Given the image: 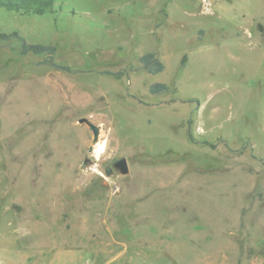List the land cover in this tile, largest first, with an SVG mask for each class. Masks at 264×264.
<instances>
[{
  "label": "rangeland",
  "instance_id": "374dc122",
  "mask_svg": "<svg viewBox=\"0 0 264 264\" xmlns=\"http://www.w3.org/2000/svg\"><path fill=\"white\" fill-rule=\"evenodd\" d=\"M57 3L0 8V33L21 37L0 39V264H254L237 261L241 237L192 260L191 232L206 226L183 221L191 198L174 208L177 235L158 224L163 196L204 176L239 194L246 175L264 213V0ZM24 42L50 50L23 54ZM149 52L162 72L146 70ZM121 158L129 173L106 175ZM144 182L152 193L129 199ZM253 224L264 237V216Z\"/></svg>",
  "mask_w": 264,
  "mask_h": 264
},
{
  "label": "crops",
  "instance_id": "0c3cea01",
  "mask_svg": "<svg viewBox=\"0 0 264 264\" xmlns=\"http://www.w3.org/2000/svg\"><path fill=\"white\" fill-rule=\"evenodd\" d=\"M144 172L145 176L146 170ZM178 176L180 177V175H177V177ZM241 176L242 175H239L238 179L233 180L238 182L240 185L239 194H234L233 190H230V194H228L225 190H220V185L225 183L223 177L216 178L212 176H204L196 179H185L180 181L182 191L179 192V194L182 195L179 198L177 191V195H172L169 192L166 193L167 195L165 196H163L164 193L159 195V197H165L163 199L164 201H168L172 204V211L168 214V216L166 213L161 215L162 218L159 221L160 223L158 224V229H160L162 233H165L166 231L167 233L177 235L178 233L176 228L178 226V222L176 221L175 223V220L179 218V215L174 211V208H176L177 204L180 203L179 199L182 200L183 198H191V204L194 210L191 211V214L187 217L184 218L182 216L183 221L188 220V222H191L194 229L199 227L203 228V225L206 226V229H202V231L196 229L197 231L192 230L191 232V257L194 262L198 261V258L200 257L198 253L200 251L209 253L211 251V245L221 241H228L230 243L231 239L235 243L237 241L236 239L241 237L242 240L235 243L238 249L237 261L239 260L240 262L244 261L247 263L253 262L254 264L262 263L264 260V256L262 254L264 251V237L258 232L256 226L253 224L258 217L264 216V213L261 211L262 208H260L261 202L259 203L257 201V196L260 194V191H257L255 183L251 180L248 181L246 175H243V178H241ZM169 181L178 182L179 180L175 178ZM142 184L143 188L141 189L143 192L141 193L140 187L136 186V188H138L137 194H133V196L130 195L129 199L134 202H138L148 193L151 194L153 189H155V186L152 189L148 188L150 186L148 182H144ZM165 184L166 182H163L162 188H164ZM196 187H199L200 190H204L205 192L196 194ZM129 188L130 187H128L127 190L128 192ZM136 188L134 187V190ZM249 193L254 194L253 196H249L250 199H248ZM222 205L225 206V210H220ZM206 209L211 211V213H208ZM167 217H170L174 221L169 224L170 221H165ZM149 218L153 217L150 216ZM195 225L200 226L196 227ZM234 231H237L239 234H235ZM145 235L147 241L148 238H150L152 242L154 241L153 238L157 237L151 232H146ZM160 239H162V237H160ZM174 250H176V252L182 251L181 248L177 247H175ZM195 252L197 255H195ZM200 258L204 257L201 256ZM206 258L208 259V256H206Z\"/></svg>",
  "mask_w": 264,
  "mask_h": 264
},
{
  "label": "trees",
  "instance_id": "16d2710c",
  "mask_svg": "<svg viewBox=\"0 0 264 264\" xmlns=\"http://www.w3.org/2000/svg\"><path fill=\"white\" fill-rule=\"evenodd\" d=\"M0 8L19 12L24 15H43V14H54L60 11V6L57 3V0H0ZM11 37H19L17 32L12 33H0V39L8 40ZM50 50L48 47L41 45H29L25 42L22 45V53L27 54L32 53H43ZM141 62L144 64L146 70L150 74H158L163 71L164 65L157 58L156 53L149 52L144 54L140 58ZM50 64L56 68H60L54 65L52 62ZM166 89L164 84H155L150 88L151 93H158ZM193 120H188V129L187 135L190 142L194 143L193 133L191 131ZM202 144L213 147L214 145L208 143L207 141H202Z\"/></svg>",
  "mask_w": 264,
  "mask_h": 264
},
{
  "label": "water",
  "instance_id": "95a60500",
  "mask_svg": "<svg viewBox=\"0 0 264 264\" xmlns=\"http://www.w3.org/2000/svg\"><path fill=\"white\" fill-rule=\"evenodd\" d=\"M79 123H87V120L82 118L79 120ZM88 127L93 133L94 142H96L98 139V134H99L98 128L92 123H89ZM88 162H89V159L84 160V164H87ZM113 169L117 170L121 175H127L129 173V166H128L127 160L125 158H121L117 160L116 162H114L112 167H107L105 169L106 175H110Z\"/></svg>",
  "mask_w": 264,
  "mask_h": 264
}]
</instances>
